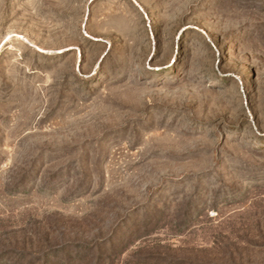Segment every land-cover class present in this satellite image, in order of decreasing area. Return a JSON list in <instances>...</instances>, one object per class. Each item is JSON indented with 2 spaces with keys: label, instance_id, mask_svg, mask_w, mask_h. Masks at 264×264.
Instances as JSON below:
<instances>
[{
  "label": "rangeland",
  "instance_id": "rangeland-1",
  "mask_svg": "<svg viewBox=\"0 0 264 264\" xmlns=\"http://www.w3.org/2000/svg\"><path fill=\"white\" fill-rule=\"evenodd\" d=\"M0 264H264V0H0Z\"/></svg>",
  "mask_w": 264,
  "mask_h": 264
}]
</instances>
